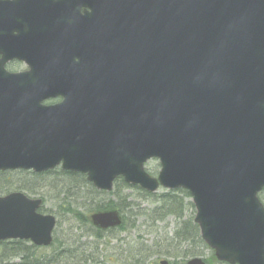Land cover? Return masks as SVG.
<instances>
[{"label":"water","instance_id":"1","mask_svg":"<svg viewBox=\"0 0 264 264\" xmlns=\"http://www.w3.org/2000/svg\"><path fill=\"white\" fill-rule=\"evenodd\" d=\"M0 5L22 7L25 22L33 23L31 14L65 7L64 20L78 28L67 36L80 38L65 45L125 76L112 86L71 90L32 82L27 74L11 80L14 87L0 78V171L61 166L87 174L102 190H112L118 177L149 192L186 189L201 236L219 260L264 264V0ZM82 6L88 8L81 12ZM65 45L39 42V58L24 59L34 68L37 60L53 58L51 52H66L55 48ZM59 56L62 64L56 59L53 69L70 60ZM57 96L61 102L43 103ZM153 158L161 165L157 176L145 168ZM42 205L41 197L23 191L1 195L0 240L50 245L57 218L41 212ZM91 220L108 229L123 218L113 208L92 213Z\"/></svg>","mask_w":264,"mask_h":264},{"label":"rangeland","instance_id":"2","mask_svg":"<svg viewBox=\"0 0 264 264\" xmlns=\"http://www.w3.org/2000/svg\"><path fill=\"white\" fill-rule=\"evenodd\" d=\"M146 167L154 176H157L161 168L157 159L150 160ZM59 168L61 167L55 169ZM50 171L39 173L42 178L40 185L30 180L32 176L31 170L24 169V173L12 174V176H8L7 182L5 181L3 182L4 184H0V195L5 194L6 189L13 191L23 186H30L32 190L23 189V191L29 196L42 197L44 199L45 204L41 211L57 217L58 231L56 235L64 244L63 247L68 249L66 250L68 256L66 254L65 258L59 261L60 264H162V260H168V264H173L174 262L180 264L185 263L196 255L203 256L207 261L213 262L211 258L213 250L201 243L198 235V233L200 234L199 228H196L198 232L192 229L195 241L192 240L181 245H178L177 240L173 243L171 241L175 239L177 230L182 229L183 231L189 221V224L194 223L196 210L188 206L189 202H192L191 198L184 199L181 194L179 195L182 203L186 205L181 217L170 214L163 219L157 220L155 219V213H152L149 217L143 214L150 210L153 211L161 205V202H155L156 197L147 198L142 196L140 190L145 191L142 188L140 190L136 188L122 189L121 193L128 195V202L130 203L128 213H126L128 227L125 230L113 232L100 239L91 235L90 231L87 230L89 227L79 223L68 211L67 205L69 200L65 199L66 185L64 184L66 175L61 174L59 171L43 175V173ZM137 187L139 186L137 185ZM167 191L164 188H160L152 194L160 196V194ZM112 199L121 203V199L118 196L110 194L102 197L100 203ZM261 199L264 202V191L261 194ZM97 203V200L91 202L92 205ZM79 208L82 211L91 213L88 212V205L86 203L81 204ZM140 249H143L144 252L137 257L141 259L137 263L138 259L134 257L135 253H140ZM184 251H195L196 253L194 255H184ZM43 252L49 256L52 254V249L46 248ZM125 254L128 257H131V255L134 257H131L129 262H125L122 259ZM212 264L217 263L214 262Z\"/></svg>","mask_w":264,"mask_h":264},{"label":"flooded vegetation","instance_id":"3","mask_svg":"<svg viewBox=\"0 0 264 264\" xmlns=\"http://www.w3.org/2000/svg\"><path fill=\"white\" fill-rule=\"evenodd\" d=\"M64 8L63 6L47 7L45 9L52 12L31 14V16L36 17L38 22L33 23L25 22V17L29 14H24L21 11L22 7L0 5V48H2L0 60H5L2 63L0 78L5 86L14 87L15 85L11 84V80L17 78L20 74H27L32 82L35 81L46 87L63 90L85 87L99 88L104 85L112 86L123 80L125 76L120 75L123 73L120 69L104 70L99 68L98 64L93 62L94 59L83 60L74 48L66 46L78 43L80 38L79 36H67L70 32L77 31L78 28H76L74 22L64 20L67 14L60 12ZM87 8L85 6L80 7L81 12H84ZM75 16L78 18L79 15L76 14ZM39 42L59 43L61 45L66 43L65 46H55L56 49H65L66 52H51L50 55L53 58L39 59L37 60V66L32 68L31 64L24 58H39ZM30 46H32V52L26 53L23 51L25 47ZM59 55L66 58L68 56L70 60L67 58L63 67L53 69L52 65L56 59L62 64ZM40 63L46 65V67L39 68ZM31 86L33 85L31 84ZM61 101L62 96H57L49 98L43 103L49 105ZM214 262L217 264H232L218 259L213 260V262L206 260V264Z\"/></svg>","mask_w":264,"mask_h":264},{"label":"trees","instance_id":"4","mask_svg":"<svg viewBox=\"0 0 264 264\" xmlns=\"http://www.w3.org/2000/svg\"><path fill=\"white\" fill-rule=\"evenodd\" d=\"M60 172L61 174L66 175L65 176V182L64 184L66 185L65 189V196L66 200L68 201V211L70 214L79 221V223L89 227L87 228L88 231H90L91 235H93L96 238H104L106 235L111 234L113 232H118L125 230L128 227L127 220L128 217L126 213H128V207L130 206V203L128 202V195L127 194H122L121 191L122 189H127V188H136L140 190V187L130 185L124 181L122 177H119L115 181L114 185V190L111 192L103 191L97 189L88 179L87 175L84 173L80 172H72V171H65L62 168L59 169H54L48 173H43V175H48L53 172ZM19 172H23L24 170H9V171H1L0 172V184H4L3 182H7L8 176H12V174L17 175ZM32 176L31 179L32 181L37 182L40 185V182L42 181L41 174L36 173L31 171ZM151 173V172H150ZM152 174V173H151ZM6 188V187H3ZM23 189H28L32 190L30 186H23L18 188V190ZM12 190L6 189L5 193H8ZM142 196H145L147 198L151 197H156L155 202H161V205L157 207L153 211H148L144 212L143 214L147 215L148 217L152 214L155 213V219H163L167 215L174 214L176 216L181 217L183 215L184 209L186 205L182 203V200L180 198L181 196L186 198H192L191 194L188 190L186 189H176V190H170L167 192H164L163 194L158 195H153L152 193L148 191H142ZM116 195L121 199V203L112 200L109 201H104L103 203H100L102 200V197L105 195ZM176 196V197H175ZM65 200V201H66ZM98 201L97 204L92 205L91 202ZM91 201V202H89ZM89 202V203H88ZM86 203L88 205V212H94L98 210H104V209H111V208H118L121 212L125 213L124 214V222L122 225L116 228H111V229H101L93 225L91 219H90V214L87 213L86 211L80 210L79 206L81 204ZM188 206H191L192 208H195L193 202H189ZM43 209V206L41 210ZM190 221L185 225L184 230L179 229L175 233V239L171 240L172 243L177 240L178 245H181L182 243L185 242H191L192 240L195 241L194 234L192 233V229H194L196 232L197 229L199 228L198 225L194 222L192 224H189ZM58 225V224H57ZM189 225V226H188ZM57 231L58 229L56 228L55 233H54V240L53 243L49 246H38L33 244L32 242L26 241V240H8V241H3L2 243L0 242V264H60V260L64 259L66 254L68 256V253L66 252L65 247H63V243L58 239L57 237ZM199 238L201 243L206 245V243L203 241V239L200 237V234L198 233ZM46 248L52 249V254L51 255H46L43 250ZM144 252L143 249H140V253L137 252L135 253V257L131 255V257L138 259L141 255V253ZM184 255L189 254V255H194L196 253L195 251H184ZM179 254V253H177ZM60 256V258H58ZM131 257H128L126 254L124 258L122 259L125 260V262H129L131 260ZM211 258L213 260H217L214 252L212 253ZM141 259L137 260V263H139ZM173 264H179L178 262H174Z\"/></svg>","mask_w":264,"mask_h":264}]
</instances>
